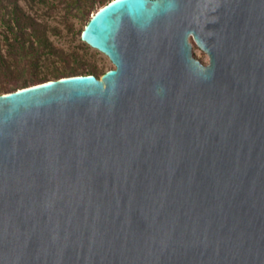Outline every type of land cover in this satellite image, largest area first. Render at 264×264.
Here are the masks:
<instances>
[{"label": "water", "instance_id": "obj_1", "mask_svg": "<svg viewBox=\"0 0 264 264\" xmlns=\"http://www.w3.org/2000/svg\"><path fill=\"white\" fill-rule=\"evenodd\" d=\"M80 38L114 67L0 93V264H264V0H111Z\"/></svg>", "mask_w": 264, "mask_h": 264}, {"label": "trees", "instance_id": "obj_2", "mask_svg": "<svg viewBox=\"0 0 264 264\" xmlns=\"http://www.w3.org/2000/svg\"><path fill=\"white\" fill-rule=\"evenodd\" d=\"M20 1L31 9L43 6L47 12L58 11L66 32L80 38L90 16L111 0H0V93L65 76L99 78L108 70L80 52L88 53L85 42L70 49L56 45L50 34L61 37L60 28L29 12ZM75 23L80 25L77 29Z\"/></svg>", "mask_w": 264, "mask_h": 264}, {"label": "rangeland", "instance_id": "obj_3", "mask_svg": "<svg viewBox=\"0 0 264 264\" xmlns=\"http://www.w3.org/2000/svg\"><path fill=\"white\" fill-rule=\"evenodd\" d=\"M20 3L32 14H35L36 16L40 17L41 19L46 20L50 25H56L60 28L62 36H57V35H52L50 34V38L51 40L58 46H62L65 49H70L71 47H75L79 44V42H83L81 40V38H79L78 35L74 34L72 35L71 33L66 32L65 26L63 24V19L61 17V14L54 10L51 12H47L48 10L41 6H35L34 8H30L26 3H24L23 1H20ZM80 25L78 23H75V28L77 29ZM2 26L0 25V38H1V31H2ZM191 43H192V53L194 54V56L200 60L201 63L203 64H207L208 63V56L205 52H203L196 44L195 42L190 39ZM90 48L87 50V54L82 52L80 50L81 53L85 54L86 57L91 60L96 62V64L99 67H102L104 69H109V68H113V64L110 62V60L108 59V57L103 54L102 52L98 51L95 48H92L91 46H89Z\"/></svg>", "mask_w": 264, "mask_h": 264}]
</instances>
